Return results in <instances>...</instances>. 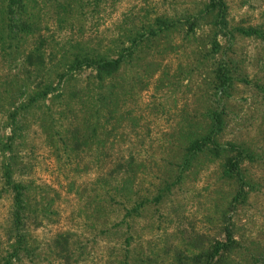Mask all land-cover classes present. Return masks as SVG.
<instances>
[{
    "label": "rangeland",
    "instance_id": "374dc122",
    "mask_svg": "<svg viewBox=\"0 0 264 264\" xmlns=\"http://www.w3.org/2000/svg\"><path fill=\"white\" fill-rule=\"evenodd\" d=\"M28 1L26 7L38 22L37 34L7 39L3 14L7 0H0V144L10 135L8 112L25 101V83L44 79L42 73L53 84L59 82L56 74L66 68L77 42L100 54L108 50L111 56L120 45L115 38L123 34L121 45L126 46V36L142 21L160 15L175 22L168 36L156 41L170 47L158 59V71L143 81L145 87L134 81L136 65L121 68L116 78L123 85L118 102L121 116L117 122L106 119L104 148L91 143L68 156L59 139L66 121L59 107L52 106L47 117L53 126L50 147L36 123L39 112L47 111V100L15 116L13 133L19 135L9 142L6 163L12 175L19 174L28 185L29 203L38 198L40 204L35 207L40 225L33 228L29 221L23 225L36 240L32 243L42 245L56 232H69L76 256L73 264H137L145 256L171 264L173 248L183 247L181 228L191 226L209 239L223 240L226 227L239 244L229 255V264H264V0H222L227 27L217 35L219 51L213 56L229 60L233 70L228 93L218 97L209 82V65L199 60L208 50L199 41L208 33L206 21L198 19L194 36L184 33V19L202 8L204 0H74L59 15L55 4L60 0ZM235 27L258 32L243 35ZM37 35L46 54L42 73L33 70L31 80L24 79L20 56ZM87 73L72 71L68 85L76 90ZM209 107L222 115L218 154L204 150L182 169L176 164L179 148L188 132L202 131ZM227 142L247 148L249 157L244 153L236 157ZM128 156L133 157L129 168L111 174L115 162ZM227 156L236 159L239 175L226 170ZM239 186L243 195L235 197ZM158 194L155 202L150 200ZM142 199L146 202L132 210L134 202ZM9 204V194L1 192L0 254L7 250L6 238L14 239L4 234ZM12 264L30 263L21 257Z\"/></svg>",
    "mask_w": 264,
    "mask_h": 264
},
{
    "label": "trees",
    "instance_id": "16d2710c",
    "mask_svg": "<svg viewBox=\"0 0 264 264\" xmlns=\"http://www.w3.org/2000/svg\"><path fill=\"white\" fill-rule=\"evenodd\" d=\"M204 1L202 8L184 19L187 24V29L184 33L186 36H194L198 19L206 21L208 33L201 35L199 41L202 47L207 45L208 50L199 56V60L203 61L204 66L209 65L207 72L211 75L209 82L213 89V94L218 97L228 93L227 90L231 86L232 80L230 73L233 70L229 60H223L222 58L217 60L213 56L219 51L217 35L218 33L223 34L221 31L227 27L225 5L222 0ZM28 2V0H7L5 4L6 11L3 13L7 17L5 24V37L7 39L25 38L37 34L38 22L35 20V15L31 12L30 7H26ZM72 2L74 0L56 1V15L62 14L66 7L71 6ZM13 3H16L17 7L15 6L14 8ZM2 23L3 20L0 24L2 25ZM174 26V21H170L160 15L155 16L152 21H142L140 25L131 30L129 35L126 36L128 43L126 46L121 45V40L125 38L122 36L123 34L115 38L114 42L117 41L120 45L111 56L108 50L106 54H100L94 48L82 44L81 41L77 42L71 49L72 56L66 63V68L56 74L60 81H56L55 84L52 83L54 81L52 78L50 79L49 76L42 73L41 69L43 67L40 68V65L43 66L46 57L43 39L37 35V40L30 49L24 54L23 52L21 53L19 64L23 70L24 79L29 78L31 80L30 75L33 70L36 72L41 70L44 79H33L32 82H29V85L25 83V101L16 103L7 114L11 130L10 135L5 137L6 141L0 144V153L2 155L0 193L7 192L9 194L10 204L4 223V227H6L4 234L6 237H12L13 235L14 239L11 241L12 238H6L8 240L7 250L0 254V264H12L13 260H20L21 257L27 259L30 264H37L41 261L73 264L76 261V256L71 248L72 240L69 232H56L47 242L40 245L39 242L32 243L34 237L30 236L29 231L23 227L25 222L29 221L32 227L36 228L40 225L38 217L41 216L36 213L38 207L35 208L36 205L40 206L38 198H33L32 204L29 203L26 198L28 185L19 179V174H16V176L12 175V169L6 163L10 159L9 154H6L10 151L9 142L12 138L14 140L19 135L13 133L17 122L15 116L19 115L24 109L28 111L37 107L39 101L47 100L49 102L47 111L41 114L39 112L36 117V123L44 135L48 136L47 144L50 147H53V144H51V139L49 138V131L53 129V126L47 121V117H51L50 107L52 106L59 107L58 111L63 114L66 121L59 139L62 149L67 152L68 156L70 155L69 153L79 152L91 143L95 145L96 149L104 148L102 146L105 145L106 135L103 136L104 131L102 130L105 128L106 119H112L117 122L121 116V112L118 111V102L119 95L123 92V85L120 84L119 80H116L122 71L121 68L127 65H136L138 67V75L136 74L134 81L145 87L143 84H145L147 77L160 68L158 59L162 52L170 47L169 45L159 46L156 41L160 37L165 39L169 34H166L168 29ZM233 30L243 35L257 34L258 32L252 27H235ZM0 31L2 30L0 29ZM74 70L88 71L82 79L78 80L76 90H73L72 85L70 86L67 83ZM127 86L130 88L131 84H127ZM75 105L79 108L74 109ZM205 115L207 121L203 123L202 131L188 132L186 134L188 137L185 138L183 146L179 148L178 155L180 158L176 164L182 169L187 167L192 159L204 150L208 153L218 154L220 144L217 139L222 125L221 111L214 107H209L206 109ZM100 138H103L102 142L98 140ZM95 139L98 141L95 142ZM227 145L234 148L236 157H242L243 153L246 157H249V154L245 151L247 148L243 149L230 142H227ZM56 150L57 148L54 146L53 151ZM132 161V156H128L127 160L122 159L121 162L116 161L111 174L119 168L125 170ZM224 165L226 170L239 175L236 159H231V157L227 156L224 158ZM107 175L109 176L110 173ZM34 193L37 196L38 193L36 191ZM242 195L243 191L241 186H239L235 197ZM160 197L161 195L158 194L150 200L155 202ZM144 202H146V199L134 202L131 209L136 210ZM223 230L224 239L217 240L214 238L209 239L191 226L181 228L178 232L180 233V243L183 247L173 248L171 264H229V255L234 249L239 247V244L233 240L229 229L225 227ZM137 264L161 263H156L150 256H145L143 259L140 258ZM234 264L244 263L236 261Z\"/></svg>",
    "mask_w": 264,
    "mask_h": 264
}]
</instances>
